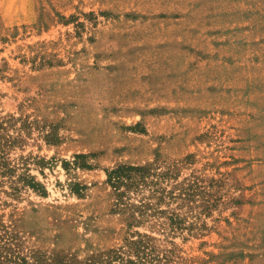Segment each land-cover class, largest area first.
<instances>
[{
    "label": "rangeland",
    "instance_id": "rangeland-1",
    "mask_svg": "<svg viewBox=\"0 0 264 264\" xmlns=\"http://www.w3.org/2000/svg\"><path fill=\"white\" fill-rule=\"evenodd\" d=\"M0 126L44 189L0 185V262L119 248L105 171L157 161L164 264H264V0H0Z\"/></svg>",
    "mask_w": 264,
    "mask_h": 264
},
{
    "label": "trees",
    "instance_id": "trees-1",
    "mask_svg": "<svg viewBox=\"0 0 264 264\" xmlns=\"http://www.w3.org/2000/svg\"><path fill=\"white\" fill-rule=\"evenodd\" d=\"M2 128L0 126V130ZM10 146L3 142L0 134V185H7L11 190L10 194L18 193L25 187L44 194L43 187L35 181L33 176L26 170L17 173L18 169L10 164L7 159ZM85 157V155H75L74 165L77 166L79 160ZM174 169L175 165L162 169L159 163L154 161L143 165L119 164L106 170V183L111 188L115 199L113 211L122 217L126 231L129 233L125 236L123 244L104 254L89 255L83 259H65L63 256L45 257L41 253H35L31 264H162V262L164 264L167 261V255L160 256L157 252L156 238L146 233L132 232L130 229L152 221L155 216L166 217V214H169L167 218L170 226H168L169 229L166 228L169 233L181 227L178 213L161 208L166 200L170 202L184 195L182 192L184 188L182 189L181 186L179 191L182 194L180 192L175 194L172 190L173 185L171 189L163 185L168 179L175 178ZM72 190L79 193L76 189L72 188ZM186 195L185 193L184 196ZM0 264L28 263L24 259L5 257Z\"/></svg>",
    "mask_w": 264,
    "mask_h": 264
}]
</instances>
